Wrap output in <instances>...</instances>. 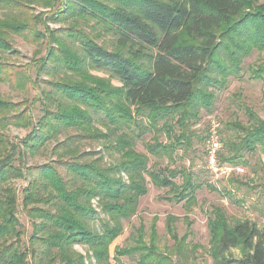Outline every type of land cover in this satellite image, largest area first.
I'll use <instances>...</instances> for the list:
<instances>
[{
  "label": "trees",
  "instance_id": "trees-1",
  "mask_svg": "<svg viewBox=\"0 0 264 264\" xmlns=\"http://www.w3.org/2000/svg\"><path fill=\"white\" fill-rule=\"evenodd\" d=\"M38 8L47 12L35 14ZM14 37L41 43L44 53L36 52L32 65L50 80L11 77L2 58L13 52ZM253 53H264L258 0H0V85L38 91L21 103L0 93V264H120L124 257L135 258L132 264H189L200 246L188 242L186 216L182 236L179 219L166 217L172 245L165 251L156 244L155 223L147 242L139 226L132 245L112 257L110 246L135 216L148 183L166 189L164 199L181 204L185 215L197 207L199 191L220 194L192 165L171 166L194 139L205 141L193 126L230 79L242 78ZM245 74L264 82V63ZM40 83L47 89L38 90ZM243 110L246 124L233 119L218 127V166L249 168L247 157L264 155V117ZM12 127L30 131L9 139L3 132ZM147 134V154L139 153L135 145ZM85 143L102 144V151H82ZM51 144L55 160L27 165ZM148 156L156 161L151 167ZM16 180L25 181L20 191ZM229 181L236 191L244 186ZM231 190L222 192L232 198ZM19 213L31 225L27 242ZM206 222L211 264H264V230L255 222L230 221L218 205L209 207Z\"/></svg>",
  "mask_w": 264,
  "mask_h": 264
},
{
  "label": "rangeland",
  "instance_id": "rangeland-1",
  "mask_svg": "<svg viewBox=\"0 0 264 264\" xmlns=\"http://www.w3.org/2000/svg\"><path fill=\"white\" fill-rule=\"evenodd\" d=\"M259 3H264V0H258ZM47 12V10L38 8L35 14ZM64 24H52L48 23L49 29H57L64 27ZM35 43L25 42L20 37L13 38V52L4 56L2 59L6 61L10 67V74L13 78H22V75L27 74L28 77L34 81L36 78L41 80H50L43 74H38L37 66L32 65L34 60V54L40 51L41 55L42 46ZM39 56L36 58L38 59ZM264 63V53H253L250 57L244 60L242 67L244 75L241 79H230L226 88L219 92L217 101L214 108L210 113H202L200 120L193 126L195 134L206 137L205 141L193 140V146L190 151L185 155L181 154L176 158L175 165L171 166H185L192 165L194 171H199L201 180L209 185H213L220 194L210 192L207 189H203L197 193V207L193 208L188 215H185V211L182 205H176L167 202L164 198L167 197L166 189H156L148 183L147 194L139 201V206L135 216L130 218L123 224L122 234L112 243L110 246L111 257L114 254L116 248L126 247L133 244V238L135 236V230L139 226L143 228L144 241L149 240L150 227L153 223L156 225L157 241L156 244L160 250L165 251L171 245L172 241L169 239L166 229V217L172 215L179 220L175 223L176 231L179 236H182L186 230L184 216L192 222V236L188 239V242L197 244L200 246L195 252L194 256L190 259L189 264H211L210 258L207 256L205 249L208 242L207 231V213L208 209L212 205L222 206L230 221L234 219H246L255 222L260 229L264 230V193L261 192V185L264 169V155L257 154L255 157H247V161L250 162V167H240L242 172L237 171L238 166H218L217 170L209 167L207 162V144L212 136V129L217 123L215 128L216 132L225 122L233 119L239 120L241 123L246 124L247 119L244 114L243 106L248 107L259 118L264 117V82L252 80L247 73L248 68L254 65ZM96 76L106 77L102 74L91 72ZM114 85H119L116 81H112ZM47 89L46 85L40 83L39 89ZM0 93L5 98L12 100L15 103H21L22 100L27 98L31 101L36 97L38 91L33 85H28V92L25 94L14 91L12 87L8 85H0ZM20 106L19 108H22ZM40 105L35 104L32 107V115L34 118L41 116ZM219 127V128H218ZM30 129L21 128H8L4 131V135L9 139H20L25 137ZM217 135V133H216ZM63 137H60L62 139ZM220 138V136H219ZM14 139V140H15ZM160 139H163V137ZM152 142V135L147 134L143 141H139L135 145V150L139 153L147 154L144 144ZM51 145L45 149H40L38 152L28 157L27 165L42 164L55 160V155L51 154ZM82 151H102V144L98 143H85L82 146ZM206 153V157H205ZM149 157L148 167H151L156 162L151 156ZM107 162V159L105 158ZM162 163V162H160ZM167 163L163 161L162 166ZM261 169V170H260ZM235 179L237 182L243 183L239 191L234 190L235 183L230 182V179ZM14 186L20 191L25 186V181L16 180L13 182ZM223 189H232V198H229L222 192ZM20 194V193H19ZM235 201L240 202L236 204ZM20 222V230L22 231L21 240L27 242L28 236L31 233V225L28 218L24 217L21 213L18 214ZM76 251L84 254L85 251L82 247H75ZM235 257L239 254L237 251L232 252ZM135 258H122L120 264H132ZM117 264V263H116Z\"/></svg>",
  "mask_w": 264,
  "mask_h": 264
},
{
  "label": "built area",
  "instance_id": "built-area-1",
  "mask_svg": "<svg viewBox=\"0 0 264 264\" xmlns=\"http://www.w3.org/2000/svg\"><path fill=\"white\" fill-rule=\"evenodd\" d=\"M216 127L217 125L215 124L212 129L213 134L207 144V162L209 164V167L215 170H217L218 168L217 153L221 148L218 137L216 135V130H215ZM237 171L242 172V169L237 168Z\"/></svg>",
  "mask_w": 264,
  "mask_h": 264
}]
</instances>
